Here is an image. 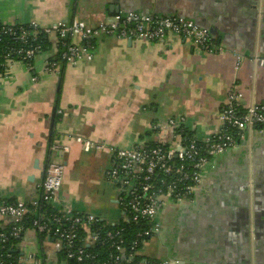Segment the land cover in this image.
Here are the masks:
<instances>
[{
	"label": "crops",
	"instance_id": "1",
	"mask_svg": "<svg viewBox=\"0 0 264 264\" xmlns=\"http://www.w3.org/2000/svg\"><path fill=\"white\" fill-rule=\"evenodd\" d=\"M118 11L192 19L209 30L215 50L175 34L155 42L102 34L91 61L61 62L54 74L45 71L58 55L51 37L31 65L0 67L1 198L38 200L51 145L60 141L70 151L60 156L65 177L53 207L117 222L119 190L107 177L115 148L171 139L170 119H184L202 139L212 136L222 128L219 115L230 91L242 94L243 110L264 103V0H0L4 24L81 20L93 28ZM77 137L105 147L87 150ZM157 221L161 232L140 249L144 258L264 264V128L237 135L193 199L167 201ZM11 223L0 216V231ZM13 251L21 264H70L54 238L33 227Z\"/></svg>",
	"mask_w": 264,
	"mask_h": 264
},
{
	"label": "built area",
	"instance_id": "2",
	"mask_svg": "<svg viewBox=\"0 0 264 264\" xmlns=\"http://www.w3.org/2000/svg\"><path fill=\"white\" fill-rule=\"evenodd\" d=\"M28 24L33 28L30 32L20 23L6 24L7 32L21 46H10L4 51V61L0 63L3 70L9 69L15 61L31 65L43 51L33 43L39 34L46 40L55 39L58 55L47 60L45 65V71L54 74L59 73L61 62L75 64L82 59L91 61L95 39L102 34L147 42L164 40L175 34L196 46L215 50L207 28L192 19L173 14L119 12L93 28L81 20H62L50 26H41L36 22ZM241 98L240 92L228 93L219 115L222 128L212 136L202 139L185 124L184 119H170L171 139L131 149H114L107 177L119 190V221L110 222L95 213L66 208L56 209L57 213L46 219H35L33 228L38 233L53 237L58 251L65 252L67 260L95 264H174L169 260L144 258L139 251L161 232L157 217L167 201L181 203L193 199L215 157L233 148L237 135L245 130L264 128V103H255L243 110ZM76 141L87 150H102L105 147L102 142L83 137H77ZM51 150L53 156L48 161L40 198L53 206L65 177V164L60 161V156L69 152L70 147L56 141ZM39 199L26 203L0 197V216L10 217L18 223L9 235L0 232V264H13L10 255L4 258L6 242L10 236L22 237L27 229L23 221L29 212V205H36ZM127 227L135 228L134 236L126 234ZM135 257L139 258L135 261Z\"/></svg>",
	"mask_w": 264,
	"mask_h": 264
},
{
	"label": "trees",
	"instance_id": "3",
	"mask_svg": "<svg viewBox=\"0 0 264 264\" xmlns=\"http://www.w3.org/2000/svg\"><path fill=\"white\" fill-rule=\"evenodd\" d=\"M21 24V23H20ZM29 32L33 30L32 27L29 26V24H22ZM32 38V37H31ZM34 45H39L43 50L49 47V41L46 40V38L43 37L42 34H39L35 37L33 40ZM10 46H21V43L15 42L13 35L9 34L7 32V25L0 21V63L4 61V51L7 50ZM12 201V200H9ZM57 213V210L49 203H46L43 199H39L38 203L36 205L30 204L29 205V212L27 213L23 223L24 226L27 227H33V222L35 219L39 218H48L52 214ZM18 225L15 221H12L11 227L7 231H0L5 232L8 235L10 232ZM134 227H127L126 228V234L129 236L135 234V231H133ZM42 237L45 236L44 233H39ZM20 241V238H15L10 236L8 241L6 242V248L3 250L4 258L9 256V259L13 260V264H21L18 262L19 253L14 252L15 245ZM103 252V251H101ZM62 256L66 259L65 252H61ZM103 257L100 256V259ZM139 257H135L138 259ZM104 259V258H103ZM70 264H95L92 262H86V263H80L76 260H67Z\"/></svg>",
	"mask_w": 264,
	"mask_h": 264
},
{
	"label": "water",
	"instance_id": "4",
	"mask_svg": "<svg viewBox=\"0 0 264 264\" xmlns=\"http://www.w3.org/2000/svg\"><path fill=\"white\" fill-rule=\"evenodd\" d=\"M118 13H119V11H118ZM50 138H51V134H50ZM35 167L38 168V169L40 168L39 165H38V161H36V163H35ZM46 168H47V165L43 168V171H42V178L45 177V174H46Z\"/></svg>",
	"mask_w": 264,
	"mask_h": 264
},
{
	"label": "rangeland",
	"instance_id": "5",
	"mask_svg": "<svg viewBox=\"0 0 264 264\" xmlns=\"http://www.w3.org/2000/svg\"><path fill=\"white\" fill-rule=\"evenodd\" d=\"M124 149H128V148H124ZM129 149H131V148H129Z\"/></svg>",
	"mask_w": 264,
	"mask_h": 264
}]
</instances>
